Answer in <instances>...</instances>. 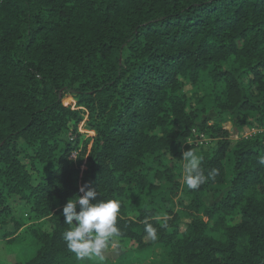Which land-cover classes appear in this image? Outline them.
<instances>
[{"label": "trees", "instance_id": "1", "mask_svg": "<svg viewBox=\"0 0 264 264\" xmlns=\"http://www.w3.org/2000/svg\"><path fill=\"white\" fill-rule=\"evenodd\" d=\"M204 79L226 90L235 130L264 126V0H0V229L14 196L51 228L35 256L15 264H93L63 240V207L85 185L96 201L121 202L124 242L163 244L170 264H264V131L186 147L219 175L186 186L184 216L165 215L158 199L179 193L182 139L196 126L216 131L199 125L203 110L183 91ZM213 191L219 199L208 202Z\"/></svg>", "mask_w": 264, "mask_h": 264}, {"label": "rangeland", "instance_id": "2", "mask_svg": "<svg viewBox=\"0 0 264 264\" xmlns=\"http://www.w3.org/2000/svg\"><path fill=\"white\" fill-rule=\"evenodd\" d=\"M183 91L188 94L191 103H193L198 109L203 110V113L198 119L199 125L203 124L204 121H207V123H209L208 125H215L216 127V131H201L199 127H194L191 135L182 139L181 150L183 153L186 151V147L189 146L200 150V147L202 146H215L217 141L221 139L229 138L238 141L240 139H247L264 131V126H253V128L249 129L246 127L241 131L235 130L233 113L231 111H226L222 106L225 103L224 97L226 96V90L224 89V92L221 90L215 91L209 80L204 79L199 83L198 87L187 82ZM222 93L224 95H222ZM218 96H220V98ZM67 101L72 103V98L68 97ZM248 112L249 111H245L244 114L247 116V114H249ZM79 132L81 135V141H84L88 136V131L83 126L80 127ZM63 139L72 145V149L68 154V159L77 162L80 156V148L77 145L76 137L70 135V133H66L63 136ZM25 162L28 164V169H30V159H25ZM175 162L176 179L180 181L179 193L173 195L169 190H165L158 194L159 202L161 201L163 206V213L165 215L170 214L172 217H174L175 214H180L182 216L186 215L187 212L185 205L190 199V197L184 192L186 189V184L183 180V165L185 161L181 158ZM37 166L40 169L38 173L32 170L33 173L38 174L35 175L33 181H36V183L41 180L40 174L43 172L45 165ZM228 182L229 180L227 177L225 183L218 187L220 191L226 187ZM157 183H160V180H157ZM169 186H171V184L168 186L164 185L163 187ZM215 197V191L211 192L207 198L208 202H212L214 199H219ZM9 205H11L12 209L10 216L4 220V223H2L1 226L2 228L0 229V264H15L34 257L39 247L37 239L38 234H41L44 229H51L50 226L46 224L47 218L35 219L32 217L33 215L30 213V206L26 201L21 200L19 196H14L10 200ZM18 221L23 223L19 228H17L16 225ZM105 255L107 264H170L167 258L166 247L163 244L158 243L140 248V245L136 242H124L122 237L119 238L117 249L112 250L110 248L109 252H106Z\"/></svg>", "mask_w": 264, "mask_h": 264}, {"label": "clouds", "instance_id": "3", "mask_svg": "<svg viewBox=\"0 0 264 264\" xmlns=\"http://www.w3.org/2000/svg\"><path fill=\"white\" fill-rule=\"evenodd\" d=\"M182 159L185 161L183 180L191 190L199 189L219 175V170L215 168L206 174L202 167L203 155L192 148L183 153ZM258 163L264 166V155L258 158ZM80 192L83 195L69 199L63 207L65 224L69 225L68 230L63 233V240L68 251L74 253L78 261L105 264L106 252H109L110 248L116 250L119 238L123 236L118 226L121 202L115 199L96 201L97 191L87 185L81 187ZM155 219L161 228H168L167 218L156 216ZM144 232L147 239L151 241L158 239L157 227L147 218L144 221Z\"/></svg>", "mask_w": 264, "mask_h": 264}]
</instances>
